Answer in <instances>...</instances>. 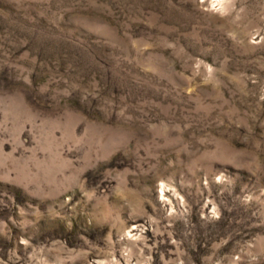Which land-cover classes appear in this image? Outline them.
<instances>
[{"label":"rangeland","instance_id":"374dc122","mask_svg":"<svg viewBox=\"0 0 264 264\" xmlns=\"http://www.w3.org/2000/svg\"><path fill=\"white\" fill-rule=\"evenodd\" d=\"M0 264H264V0H0Z\"/></svg>","mask_w":264,"mask_h":264}]
</instances>
